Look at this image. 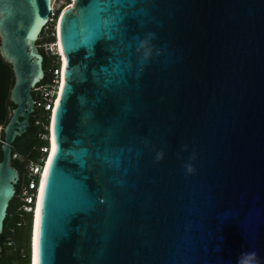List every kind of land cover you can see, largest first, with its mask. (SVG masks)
<instances>
[{"label":"water","instance_id":"obj_1","mask_svg":"<svg viewBox=\"0 0 264 264\" xmlns=\"http://www.w3.org/2000/svg\"><path fill=\"white\" fill-rule=\"evenodd\" d=\"M51 8L0 0V235ZM56 33L39 264H264V0H72Z\"/></svg>","mask_w":264,"mask_h":264},{"label":"trees","instance_id":"obj_2","mask_svg":"<svg viewBox=\"0 0 264 264\" xmlns=\"http://www.w3.org/2000/svg\"><path fill=\"white\" fill-rule=\"evenodd\" d=\"M67 0L56 10V17L59 18L64 8L71 3ZM52 33L56 32L55 28H51ZM46 32H43L45 35ZM47 42H56L55 35H49ZM41 42L38 43L40 45ZM40 51L44 55L45 78L39 84H51L54 77V69L58 67V55L46 52L40 47ZM14 84V74L12 67L7 63L0 54V160L2 159L1 145L4 141L3 128L7 124L11 110L15 105L10 101V92ZM33 96L38 100L40 95L34 90ZM46 103V100H45ZM51 110L46 109L45 104L36 106L35 112L30 117V127L27 131L16 138L13 143V153H17L24 157V161L20 158L13 159V165L20 173V179L16 185V194L10 203L8 215L4 223V231L0 235V264H31V232L33 222V212L24 209L26 201L20 198L22 187L31 180L29 175L28 164L33 162L41 164L43 156L42 148L48 147L49 142L42 137L48 134L46 126H49V117Z\"/></svg>","mask_w":264,"mask_h":264},{"label":"built area","instance_id":"obj_3","mask_svg":"<svg viewBox=\"0 0 264 264\" xmlns=\"http://www.w3.org/2000/svg\"><path fill=\"white\" fill-rule=\"evenodd\" d=\"M53 3V0H52ZM56 17V10L54 8V5L51 8V15L49 24L46 26V28L43 30V32H46L45 35H41L39 42H41L39 47L44 48L46 52H51L52 54L58 55L57 64L58 67L54 69V77L52 79L51 84H43L38 85L35 88V91L40 95L38 100H35V108L36 106H42L45 104L46 109L52 110L54 107V104L57 100V95L59 92V88L61 85V75H62V55L59 52L58 48V41H57V33L51 31V28L54 27L55 31L57 28V22L59 18ZM55 35L56 36V42H47V38L49 35ZM46 100V103H45ZM50 124V122H49ZM0 129H2V126H0ZM46 129L48 130V134H43L42 137L44 139H47L48 142L50 141V126H46ZM51 145L49 143L48 147H43L42 152L44 153L41 158V164H35L33 162L28 164L29 168V175L31 177V180L28 184L24 185L21 190L20 198L27 202V204L24 206V209L28 212H33V215L36 211V205L38 200V191L40 187L41 177L43 175L46 162L49 156ZM13 159L20 158V155L17 153H13Z\"/></svg>","mask_w":264,"mask_h":264},{"label":"snow or ice","instance_id":"obj_4","mask_svg":"<svg viewBox=\"0 0 264 264\" xmlns=\"http://www.w3.org/2000/svg\"><path fill=\"white\" fill-rule=\"evenodd\" d=\"M56 152V144L55 140L53 142V153L55 154ZM52 157L49 158V163H51ZM45 175H48V170H45ZM43 191V188H42ZM40 227H41V212L39 210L38 206V211H37V241H36V264H39L40 261Z\"/></svg>","mask_w":264,"mask_h":264},{"label":"bare ground","instance_id":"obj_5","mask_svg":"<svg viewBox=\"0 0 264 264\" xmlns=\"http://www.w3.org/2000/svg\"><path fill=\"white\" fill-rule=\"evenodd\" d=\"M52 6H53V4H52ZM57 44H58L59 52L61 53L62 51H61V47H60L59 42ZM63 63L65 64V60L64 59H63ZM52 154H53V142H52V145H51V148H50V157L52 156ZM48 163H49V160H48L47 164ZM45 170H46V168L44 169V172H43V175H42L43 179H44V176H45ZM41 190L42 189L40 188V190H39V196H38V200H37V206H36L35 230H34V246H33L34 251H33V262H32V264H36L37 211H38V206L40 204V194H41Z\"/></svg>","mask_w":264,"mask_h":264},{"label":"rangeland","instance_id":"obj_6","mask_svg":"<svg viewBox=\"0 0 264 264\" xmlns=\"http://www.w3.org/2000/svg\"><path fill=\"white\" fill-rule=\"evenodd\" d=\"M66 3H67V0H53V3H52V4L54 5L55 10H58L62 5H65ZM71 3H72V2H71ZM71 3H69V4H71ZM69 4H68V5H69ZM68 5H67V6H68ZM67 6H66V7H67ZM66 7H65V8H66ZM65 8H64V9H65ZM20 160H21V161H24V157H23V156H20Z\"/></svg>","mask_w":264,"mask_h":264},{"label":"clouds","instance_id":"obj_7","mask_svg":"<svg viewBox=\"0 0 264 264\" xmlns=\"http://www.w3.org/2000/svg\"><path fill=\"white\" fill-rule=\"evenodd\" d=\"M145 54H147V53H145ZM249 255L254 256L255 254L253 253V254H249Z\"/></svg>","mask_w":264,"mask_h":264}]
</instances>
